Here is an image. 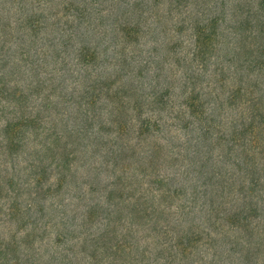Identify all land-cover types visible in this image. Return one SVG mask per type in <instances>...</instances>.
<instances>
[{"label": "trees", "instance_id": "16d2710c", "mask_svg": "<svg viewBox=\"0 0 264 264\" xmlns=\"http://www.w3.org/2000/svg\"><path fill=\"white\" fill-rule=\"evenodd\" d=\"M0 264H264V0H0Z\"/></svg>", "mask_w": 264, "mask_h": 264}, {"label": "rangeland", "instance_id": "374dc122", "mask_svg": "<svg viewBox=\"0 0 264 264\" xmlns=\"http://www.w3.org/2000/svg\"><path fill=\"white\" fill-rule=\"evenodd\" d=\"M41 249L44 252H46L48 250L47 253H51L53 251V249H54V246H52V244H48L46 241H44V242L41 243Z\"/></svg>", "mask_w": 264, "mask_h": 264}]
</instances>
